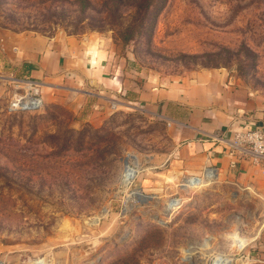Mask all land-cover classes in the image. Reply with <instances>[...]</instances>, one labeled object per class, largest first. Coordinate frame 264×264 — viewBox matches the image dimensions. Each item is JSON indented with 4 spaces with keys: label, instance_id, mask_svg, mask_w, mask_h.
Segmentation results:
<instances>
[{
    "label": "rangeland",
    "instance_id": "rangeland-1",
    "mask_svg": "<svg viewBox=\"0 0 264 264\" xmlns=\"http://www.w3.org/2000/svg\"><path fill=\"white\" fill-rule=\"evenodd\" d=\"M82 1L0 0V264H258L264 201L204 171L188 184L175 125L65 82L13 110L30 78L7 53L19 37L96 40L154 79L221 70L264 104V0H152L126 43L127 1Z\"/></svg>",
    "mask_w": 264,
    "mask_h": 264
},
{
    "label": "crops",
    "instance_id": "crops-1",
    "mask_svg": "<svg viewBox=\"0 0 264 264\" xmlns=\"http://www.w3.org/2000/svg\"><path fill=\"white\" fill-rule=\"evenodd\" d=\"M96 40L19 37L7 60L23 68L40 85L72 84L95 93L103 111L109 104L144 110L177 128V153L191 175L212 169L214 180L235 184L264 201V168L230 155L213 135L229 136L241 127L264 129V104L251 93L234 88L227 74L201 69L177 80H159L126 69ZM189 174V175H190ZM258 264H264V243Z\"/></svg>",
    "mask_w": 264,
    "mask_h": 264
},
{
    "label": "built area",
    "instance_id": "built-area-1",
    "mask_svg": "<svg viewBox=\"0 0 264 264\" xmlns=\"http://www.w3.org/2000/svg\"><path fill=\"white\" fill-rule=\"evenodd\" d=\"M22 91L15 92L10 99V107L13 110H32L38 108L40 100V86L31 79H21ZM213 140L221 143L230 155L248 159L253 165L264 168V129L258 127H241L233 131L229 136L213 135ZM204 172L214 174L212 169ZM200 176V177H199ZM195 178H204L202 175Z\"/></svg>",
    "mask_w": 264,
    "mask_h": 264
},
{
    "label": "trees",
    "instance_id": "trees-1",
    "mask_svg": "<svg viewBox=\"0 0 264 264\" xmlns=\"http://www.w3.org/2000/svg\"><path fill=\"white\" fill-rule=\"evenodd\" d=\"M118 1L121 2L122 0H118ZM125 1H127V3L129 4L126 7L129 10L127 15V23L126 25H123V27L118 31V36L121 39V41L124 43L128 42L130 39L133 38L134 35H137L139 33L138 30H133L132 20L135 17L139 16L141 12L142 15L146 14L151 3L153 2L152 0H125ZM82 2L88 3L87 0H83Z\"/></svg>",
    "mask_w": 264,
    "mask_h": 264
},
{
    "label": "bare ground",
    "instance_id": "bare-ground-1",
    "mask_svg": "<svg viewBox=\"0 0 264 264\" xmlns=\"http://www.w3.org/2000/svg\"><path fill=\"white\" fill-rule=\"evenodd\" d=\"M129 171H130L129 174L134 175L135 171H134L133 169H129ZM204 177H206V180H207V181H211L213 178H215L214 174H212V173H208V172H204ZM191 181H192L194 184H199V183H201L202 180H201L200 178H197V180H196L195 178H192V179H188L186 182L189 184V182H191ZM187 183H186V184H187ZM186 184H185V185H181V186H186ZM197 189H198V188H197ZM131 195H133L134 198H136L137 200L140 199V198L143 199V197H144L145 199H147V197L143 196V195L141 194L140 191H134V192H132ZM148 197H149V196H148ZM177 202H178V201H177ZM240 245H241V244H240Z\"/></svg>",
    "mask_w": 264,
    "mask_h": 264
},
{
    "label": "water",
    "instance_id": "water-1",
    "mask_svg": "<svg viewBox=\"0 0 264 264\" xmlns=\"http://www.w3.org/2000/svg\"><path fill=\"white\" fill-rule=\"evenodd\" d=\"M99 261V259H97V262Z\"/></svg>",
    "mask_w": 264,
    "mask_h": 264
}]
</instances>
